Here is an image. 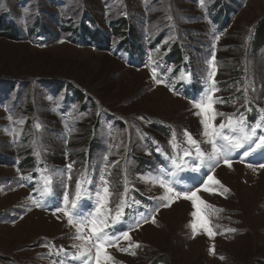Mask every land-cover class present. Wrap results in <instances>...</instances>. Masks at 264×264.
<instances>
[{"label": "rangeland", "instance_id": "1", "mask_svg": "<svg viewBox=\"0 0 264 264\" xmlns=\"http://www.w3.org/2000/svg\"><path fill=\"white\" fill-rule=\"evenodd\" d=\"M2 14L17 32H0V264H78L58 251L74 252L79 241L55 208L87 178L92 199L80 203L85 213L92 210L102 172L110 207L122 196L127 201L114 230H133L120 247L141 245L136 255L109 248L116 264H264L259 153L242 160L239 149L231 168L221 161L214 172L191 171L199 161L185 157L189 167L172 177L195 191L210 174L229 189L197 193L223 210L209 217L219 226L212 238L202 231L193 236L191 201L180 198L153 213L163 189L144 179L173 172L169 157L188 147L185 130L211 151L194 102L211 85L213 63L215 110L257 122L264 109V43L255 38L264 0H0ZM84 23L108 45L89 41ZM120 25L130 27L126 43V29L115 30ZM45 176L52 191L42 197ZM141 215L147 222L137 228Z\"/></svg>", "mask_w": 264, "mask_h": 264}, {"label": "snow or ice", "instance_id": "2", "mask_svg": "<svg viewBox=\"0 0 264 264\" xmlns=\"http://www.w3.org/2000/svg\"><path fill=\"white\" fill-rule=\"evenodd\" d=\"M201 3H203V0H201ZM219 38V36H216L217 40ZM212 60L215 61L214 55ZM152 72L156 83L164 82L156 79L155 69ZM215 74V64L213 63L209 76L211 85L206 90V94L194 102V107L199 110L196 114L202 117V136L206 138L204 142L211 145V151L205 152L201 148V141L196 140L191 133L185 130V143L188 147L183 149L182 156L173 155L169 157L174 169L173 172L169 173L163 170L157 176L144 178L163 189V194L158 198H154L159 201V204L153 210V213L159 212L161 208L171 206L172 203L180 198L191 201L194 209L191 213L193 217L191 222L193 236L202 231L210 238L217 234L215 228L219 226L211 225L209 217L216 211L223 210L215 209L197 193L201 188L205 192H215L217 189L214 186H219L223 190L221 194L228 192L229 189L221 184L215 176L210 174L207 175L206 179H203L201 188H197L195 191H192L190 186L182 187L172 177L176 175V172L189 167L188 161L184 158L188 157L193 161H199V163L193 162L191 165L190 170L193 172H200L202 167L206 168L208 172H214L221 161L231 168L232 153L239 149H244L242 160L244 157L257 153L260 154L261 158H264V109L260 110L261 115L255 124H249L243 113H218L214 108V104L217 102V98L214 97V93L217 91L215 87L216 81L213 79ZM218 115L224 117V119L217 124L215 121ZM258 129L260 132H258ZM170 143L174 150L178 147L175 135ZM157 151H160V149L157 148ZM105 160H107V157H105ZM248 167L253 168V165L249 164ZM68 168L70 170L71 165H68ZM259 168L264 169V163H260ZM100 181L101 184L95 192V204L92 210L85 213L80 203L85 199H92L91 194L85 188V185L90 183L87 178L77 180L74 198L69 199V196L65 194L63 206L55 208V213H62L67 219V224L74 228V240L79 241V243H73L71 246L75 250L74 252H68L63 247L58 251L63 253L64 256L69 257L71 261L78 262V264H116L114 257L109 252V248L115 246L118 251L136 255L135 249L141 246L139 242H136L135 244L129 243L127 247H120L121 240L131 241L129 233L133 230L132 225L128 226L127 231L119 234H116L114 230L115 225L120 223L124 217V208L127 206V201L122 196L120 202L115 207H110L112 193L109 188V182L105 179L103 172L101 173ZM125 184L127 185V180H125ZM51 185V177L45 176L41 191L42 197L51 194ZM178 187H182V190H177ZM127 192L128 188L126 186L125 193ZM33 203L37 207L42 206L37 200H33ZM133 203H139V201H133ZM142 222L146 223L147 217L141 215L135 221V227H140ZM152 222L156 223L154 214L152 215ZM227 231L235 232L236 229H227ZM210 251L214 253V245ZM221 259H224V257H221Z\"/></svg>", "mask_w": 264, "mask_h": 264}, {"label": "trees", "instance_id": "3", "mask_svg": "<svg viewBox=\"0 0 264 264\" xmlns=\"http://www.w3.org/2000/svg\"><path fill=\"white\" fill-rule=\"evenodd\" d=\"M5 14L0 15V32L3 30L5 31L6 35L8 36H15L14 33H16V29H15V25L13 24V22L11 20H6V18H4ZM124 22V21H123ZM118 26L115 27L116 29H123L125 28L124 26L120 25L119 28H117ZM92 27L90 26V24L87 26L86 23L83 24V32H89L90 34V39L92 41H102L105 44H108V42L105 40L104 36H99L98 35V30L96 28H94V30L91 29ZM96 29V30H95ZM126 31V37L123 38V41H125L124 43L128 42V36H129V32H130V27L128 26L127 28H125ZM100 34V33H99ZM256 38H255V43L260 45L262 43H264V20L260 23L258 30H257V34H256ZM104 40H103V39ZM83 39H88L86 37H83ZM108 39V38H107ZM122 45L124 43L120 42ZM76 100H78L80 103L83 101V97L82 96H78L77 98H75ZM89 154H86V159H88ZM88 156V157H87ZM30 164L31 160H25Z\"/></svg>", "mask_w": 264, "mask_h": 264}, {"label": "bare ground", "instance_id": "4", "mask_svg": "<svg viewBox=\"0 0 264 264\" xmlns=\"http://www.w3.org/2000/svg\"><path fill=\"white\" fill-rule=\"evenodd\" d=\"M244 169V168H243ZM250 169V168H249ZM249 169H248V172H249ZM246 170V169H245ZM262 171V170H261ZM264 171V170H263ZM246 172H247V170H246ZM247 177V176H246ZM254 180V182H255V178L253 179ZM259 180L261 181V182H264V179H260V177H259ZM256 184H259L260 182L257 180V182H255ZM254 183V184H255ZM254 188V187H253ZM252 189V188H251ZM253 191V190H252Z\"/></svg>", "mask_w": 264, "mask_h": 264}]
</instances>
